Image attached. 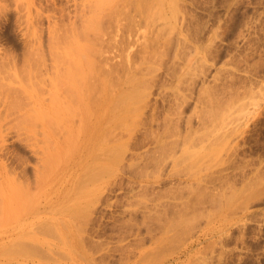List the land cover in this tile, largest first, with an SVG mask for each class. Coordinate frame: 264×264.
<instances>
[{
    "label": "rangeland",
    "instance_id": "1",
    "mask_svg": "<svg viewBox=\"0 0 264 264\" xmlns=\"http://www.w3.org/2000/svg\"><path fill=\"white\" fill-rule=\"evenodd\" d=\"M95 1L96 0H0V6H2L0 7L2 8L0 9V68L3 70V73L0 72V75H5L3 80H1L0 82V95L2 97L6 96V94L2 95L5 92L3 91L2 93V90L9 87L7 82H10L9 84L14 86H10V88H13L11 91H13L14 89H16L14 92L18 91L16 93L13 92V94H16L17 99H19L20 102L17 106L20 108V112H22L21 119L18 117L19 124L16 121V114H12L8 117V119L11 117V119L13 120L12 121L11 119H9V123L13 125V128H11L9 132L4 131L7 134L2 132V136L0 135L3 138L1 139L0 137V143H2V147H4L3 150H0V159L4 162L5 166L8 169L9 174L6 176L10 180L5 183L3 189V191H5L10 198H0V264H264V0H174V3L176 4L173 3V0L172 3L169 2L171 0H162L164 2L165 9H161L160 11L158 10V13L162 12L164 16L166 14L165 18L168 21H166L165 18L162 19V17L160 18V20L162 19L164 21L161 20L163 23L161 24L157 19V22L160 23L157 24L159 30L157 29V26V32L155 30L157 36H155V32L150 33L152 31L148 32L149 34L145 31L146 34H144L143 32H139V34H136V36L130 35L128 37H125L123 36L124 34H122L121 32L119 34L118 32V34L114 35L113 38H109L110 43L108 42V40V43H105L106 36L103 37V41L105 40L103 42L104 45L101 41V43L97 42L95 37L92 36L94 38L93 39L90 34V37H85L84 34L83 37L80 30L82 29V27H80L82 26L80 25V22L82 24L83 21H81V19L82 17H84V15L81 17V14H83L84 11V13H87V15L93 16L94 11L92 9H96L97 13L101 10L100 14L103 15L108 12L107 10H110L111 7L115 8V6L113 5H115L117 1L105 0L104 2V0H101L100 2L103 1L102 4H104L105 6L101 4L103 8H100L99 10L96 8V6H94V4H96ZM118 1L120 2L122 0ZM125 1L126 0H123L124 3H126ZM131 1L132 0L127 1L130 5H126L125 8L127 6L131 7L134 5V1L132 2V5ZM149 1L150 4L154 2L151 0ZM83 4L84 8L82 7ZM107 4L109 5L110 9H108L109 7L107 6ZM121 4L122 3L120 2V4L118 5ZM169 4H171V6ZM101 5L99 7H101ZM128 7L127 11L129 10ZM168 8L170 9L168 10ZM3 9L6 11H4ZM177 9L179 10L177 11ZM17 10L20 11V17L16 15L19 13V11ZM130 10H132V7L130 8ZM175 11L177 12V14H175ZM169 13H171L173 17ZM167 16H170L171 19H168ZM191 16H193L195 19H193V17ZM175 17H177L179 21ZM183 18L184 21L186 20L185 22L182 20ZM187 18L189 19V21H191L189 22ZM104 20H106V17L104 18ZM104 20L102 21V23H104ZM169 21L171 22V24ZM187 21L192 24H189ZM106 22V24H103L104 28L109 23L108 20ZM179 24L181 26H178ZM202 24H205V26H203ZM189 25L194 26L193 28L191 27V29H189ZM168 26V31H173V33L171 32L173 36L175 34H178L175 35V37L177 36L176 38L166 30ZM172 26L174 28H172ZM108 27L107 29L110 28ZM183 28L184 31L187 29L188 32L189 30L188 36L191 37V39L186 35L187 32H183ZM162 29H165V31L170 36H168L165 31L163 33ZM140 33L143 35V37L144 35H149L148 37L151 38L149 39L146 36L145 38L148 39L146 40ZM120 35L124 39H122ZM192 36L195 39H193ZM170 37H172V39L174 38V40H168ZM180 37H182L183 41L186 43V46L189 45L188 47H194L193 52V49H187L188 47H186V50H190L188 51V56L192 53L190 55L192 59L194 58V55L196 56L193 62H196L197 64L194 63L193 65L198 68L197 71V68L195 69V67L193 66L194 68H191L190 72L187 73L189 76L187 74H184V78L185 80H187L188 84H190V88L188 87L187 82L186 85L182 84V88L184 89L183 91L186 92L182 93L184 96L182 95L180 99L185 97V99L187 98V100H185L184 98L181 100L177 99V101H175V104L172 101H163L164 103H162V99L157 95L158 87L156 85H160L164 81H171V78L169 79L167 77L169 75L166 76V74H164L166 73L164 69H166V67L169 65L165 64L160 70H157V77H159L158 80L156 77V87H154L155 89L153 88V91H155L154 95L150 97V99H152L151 103L153 104V102H155L154 105H158L156 108H154L158 111L152 110L151 113V109L147 110L148 114L149 112L151 114L147 115L149 118H146L150 119L153 116L152 114L156 113L154 114V116H158V118L156 119L159 123H155L156 125L153 124L152 129L156 132H159L163 128L162 126L164 120L162 119L166 110H168L169 108L170 111H173L175 107V110L177 111L183 110L182 112H180V114L176 112V115L179 114L180 116L178 115V117L182 118L179 121V124H181V127H179L180 130L182 128L185 129L184 127H186L188 130H191V135L193 136L195 132L200 133L199 129L201 131L200 135H202V131H204L205 128L204 133L206 132L208 134H204L206 137L202 135V137L204 136L202 142L200 140L201 137L199 134H195L193 137H190L192 141L196 139L194 143L197 144L195 148H191L192 154L194 155L193 157V155L191 154V159L196 160L200 156V163L205 162L206 164L209 159L215 158L213 161H209L208 163L210 164L211 162H213L215 163V166L213 164V166L210 164L211 166L208 170L205 169L206 167H201V169H205L201 170V173L199 172L200 168H198V172L202 175H205L210 170H216V174L213 173V177H216V179H212L216 183L211 181L208 177H204L208 182H206L205 179L203 183L200 182L199 185H188V183H186L188 186L192 185L194 187L192 188L191 186L190 189L187 188L188 186L185 184V182L177 183L176 180L169 179V181L168 178L164 179L163 177L154 179V174H156V176L161 174V168L155 169L154 167H150L149 169L146 168L148 169L147 171H149V173L153 176L151 180H137L135 176L139 175V171L140 173L143 171H141L140 169H143V166H145L144 157L146 158V156L148 157L152 154L151 152V154H149V150L151 147L148 144V140L146 138L142 139L143 137H145V132L143 131V129H141L142 131H140L144 134V136L139 131L140 133H137L138 135L136 134L137 138L135 135L134 138H132L133 140H130L131 142L128 141L127 147H129L130 149L127 148L124 154L125 159L123 158L120 161L121 163L123 162L122 164L120 163V165H112V162H110L109 165L106 162L107 166H105V168L107 170L108 168L114 169L117 165V171L119 170L118 175L113 177L114 179L112 178L110 182L102 189V195L100 194L99 196V204L97 202H95L96 204L94 203L95 205H92L91 202L88 204L87 198L89 197H83H86L85 194L87 192L85 193V191L95 186V182L93 183V178L89 177L92 182L89 179L87 185H85L87 181L86 177L90 175H85V177L82 178L84 175H81L79 173V169L83 166L82 164L85 165V163H87L88 161L89 163H92L94 159L90 157H84L80 149H73L77 153L71 150V148L73 147H69L67 149V145L63 148V151L59 153H62V155H55V143L58 145L62 142L63 138L65 137V127L69 124V122L63 120V122H60L61 125H59V122L57 121L58 125L56 126L55 124H53L55 121L52 123L53 118L50 115V108L53 106V103L51 101L56 98L54 95H52V86L50 81H52L53 77L51 78V76L59 74L58 72L63 71L65 66L67 65V59L64 57V60L66 59V62L62 60L64 54L63 51H65V49H67L68 47H70L68 50H73V53L76 51H74L76 46H80L81 49L83 47L87 48L88 42L86 43V40H90L92 43L89 41L90 44L88 45L95 43L92 46H95V48L97 47L96 49H99V47L104 48L101 49L102 52L105 50L102 55L104 57L106 56V58H109L106 60H109L110 64H114V62L117 60L118 62L116 61V63L120 65L121 62L123 63V58H126L124 60L126 63L129 54V60L136 59V52L140 50L137 47H140L143 44L142 46L144 48V43L150 45V40L153 39V43L156 45V47L159 41V46L157 47L158 50L161 47L162 48L160 50L162 51L164 48H166L164 52H166L168 59H165L166 61H169L165 62L168 63L171 59V56H169V54H174L177 46L179 47V45H181L180 43L183 42L182 40L181 42L180 40H178L181 39ZM110 39L114 41H110ZM128 39L131 44L129 43ZM154 39H158L157 42ZM201 39L203 40V46H201ZM195 40L197 43L195 42ZM178 41L179 45L177 43ZM58 42L61 43L59 44ZM167 42L170 43L171 46ZM53 43L54 47H52ZM98 43L100 44V46ZM174 43H177V45H175ZM205 43L207 45L209 44L210 47L209 45L208 47L207 45H204ZM105 44H108V46L105 47ZM109 44H111L112 47L109 46ZM116 45L118 46L119 50ZM125 45L126 48L127 46H129L127 50H125ZM149 45L146 46L148 47ZM142 46L141 51L143 49ZM174 46H176L175 49ZM55 47H58L57 50ZM80 47L77 51H80ZM107 47H109V50L107 49ZM150 47H152V45H150ZM171 48L173 49V51L171 50ZM195 48L197 50H195ZM202 48H204L205 51ZM106 50L108 51L107 54L105 53ZM53 51L55 57L52 55ZM121 52L126 53L122 54ZM128 52L129 54H127ZM76 53L77 52L73 54L74 57L80 55L79 58H77H83L82 56L84 55V51L81 52V54H78V52L77 55H75ZM115 53L118 54V56H116ZM133 53H135L136 55L135 58H133ZM71 54L72 52L70 53V55ZM197 57L201 59H198V61ZM58 58L60 59L59 62ZM58 63H63L66 65H57ZM125 63L123 65H125ZM199 63H202L201 65L204 66L201 67ZM26 64L30 67H28ZM24 65H26L27 67ZM123 65H121L120 67L118 66L119 69H117L118 67L116 68L114 64V70L117 69L116 71H119ZM6 67L7 70L5 69ZM86 67L87 66H84V68ZM26 68L28 72L26 71ZM202 68L205 69H203L202 71ZM4 69L9 73H7ZM194 70H196L200 75L196 71L195 72L197 74L192 72ZM121 71L122 70H120V73ZM10 73L11 75L13 74L12 76H14V78L10 75ZM9 75L12 78L9 77ZM6 77L8 79H5ZM0 79H2V77H0ZM12 79L13 81L14 79H17L19 81L16 80L17 83H15V81L13 83ZM188 79L192 81H189ZM6 80L8 81L6 82ZM22 81L24 82L23 84H21ZM3 84L8 86H6L5 88L4 85L3 89V87L1 86ZM31 84H33L36 88H32L33 86ZM200 85L201 87L203 86V89H201V91H198V89L201 88L199 87ZM19 86L21 87V89L19 88ZM23 86L26 87L24 88ZM29 87H31L30 90L32 89L31 91L33 92V95L30 97L28 96L24 99L25 95L22 94L23 89L29 90ZM210 87L212 90L210 89ZM192 88L193 90H191ZM204 89L207 90L205 91ZM19 90H22V93L19 92ZM196 92H203L201 93L202 97L199 95V93L196 94ZM206 92H208L207 95L209 94L210 98L205 95ZM216 92L217 95H215ZM186 93L190 94L191 97L187 96ZM195 94L197 95V98ZM212 94L215 96H213ZM229 94H231L232 99L231 96L228 99ZM232 94L237 95L233 96ZM10 96L11 95H9V99L11 98ZM221 96L223 97V99ZM56 99L57 101L59 100L58 98ZM196 99L198 102L195 101ZM206 99L207 101H205ZM208 99H210L212 102H209ZM178 100L180 101V103ZM202 100L203 102H201ZM233 100L234 104L233 102H231ZM204 101L206 103L202 104L204 103ZM216 101L219 105H221L220 109L219 105L215 103V106L218 105L217 107H219V111L218 108L213 106L214 102ZM183 102L184 104H182ZM240 102H242V104L244 103L243 106ZM176 103L179 105L180 109ZM211 103L213 104L212 107L215 108L214 110L211 107ZM221 103H226L227 105L225 104V106ZM231 103L233 105H231ZM33 104H37L40 107L39 108L35 106V108H37L36 111L39 112V115L33 110ZM192 104L194 105V109ZM161 105H163V107ZM171 105L173 108L171 107ZM202 105H206V107L204 106L203 109L204 112L202 111ZM164 106L169 107L165 108ZM207 106L208 109L205 110ZM222 106L224 107L223 109ZM226 107L228 109H226ZM233 107L236 109H234ZM15 108L16 107H13V109ZM3 109L4 108L0 106V114ZM198 109H201L200 112ZM222 110L223 112H225L223 113ZM205 111H208L209 113L207 114V112ZM216 111L218 112V114ZM26 112L31 113L32 116L36 115V118L38 116L39 119H35V117H32L31 120L33 121H27L28 117L27 119L24 118V114ZM167 112H169V110ZM212 112L214 113V115ZM198 113L202 115H198ZM227 113L228 115L230 113L231 114L229 116H226ZM203 114L206 119L204 118ZM218 115L221 120H219ZM13 116L16 118V120ZM199 116L201 118H199ZM22 117L25 119L24 121H22ZM186 117L188 119L190 118L189 121ZM214 117L216 118V120L214 119ZM30 118L31 117H29V119ZM217 120L219 122H217ZM222 120L224 122H222ZM70 121L73 126L77 125L78 123L77 117L75 118V120ZM201 121L202 123H200ZM185 122L186 124L187 122L190 123L188 125H185ZM20 124H22V126ZM16 125L18 127H16ZM205 125L207 126V128H211L212 130L210 129V131L209 129H207ZM212 125H216V128H214ZM189 126L191 127V129ZM211 126L214 128V131ZM200 127H204L203 130ZM192 129H194L195 132ZM206 130H208L209 132H207ZM221 131H223V135H221ZM216 135L219 137L215 138ZM140 137L142 141L145 139L146 140L142 142L140 140ZM192 138L195 139L193 140ZM138 139L141 142L138 141ZM199 140L200 142H197ZM134 141L137 143H135ZM217 141H219V143ZM208 142L209 144H207V147L206 143ZM138 143L139 145H136L135 147V144ZM140 144L143 145L141 146ZM222 144L224 147L221 146ZM227 145L229 146V148ZM211 146L212 148H210ZM202 147L204 148L202 149ZM225 147L228 150L231 149L229 154V151L225 149ZM60 149L62 150V148ZM210 149L213 150L209 152ZM221 149H223V151ZM144 150H146L145 152L148 151V153H145ZM196 150L199 152H197ZM215 150L217 152H215ZM69 151H72L73 153ZM193 151H196L197 154H195V152ZM203 151H206L207 153H204ZM70 153L74 154L72 155L73 158H70ZM139 153H143L142 156ZM215 153H217V155H215ZM218 153L220 154L218 155ZM46 154L50 155L49 158L56 157L55 159L53 158L55 160L54 162L56 166H54V162L52 163V167L46 164ZM144 154H146V156ZM204 155L206 157H204ZM227 155L230 156L228 157ZM209 156L211 157L207 159V157ZM138 157L139 159H141L139 160ZM195 157L196 159H194ZM60 158L62 159L63 163L61 162ZM222 158L224 160L226 159L225 162H223ZM217 159L221 160L218 161ZM215 161H218V164ZM221 162L223 164H221ZM72 163H78L79 165H76L77 169L76 167L72 166L73 168L71 171H69L71 173L68 179H66V177L64 179L63 177L67 176L65 168H70L68 164L73 165ZM137 164H139L141 167L137 166ZM202 164L203 166L205 165L204 163ZM118 166L120 167V169ZM182 166H180L181 169L184 167ZM52 169L55 170L53 171ZM63 170L64 173L62 177L61 174ZM13 172L15 173L13 174ZM142 173L144 174L145 171ZM218 174H220L219 179H222L221 181H219L218 179ZM81 181L82 183H80ZM176 183L178 185H176ZM89 184L90 188L88 187ZM219 185L221 186L219 187ZM174 186L178 187L175 188ZM182 186V190L184 191H180H182V193L184 192L183 194L179 191V187L182 188ZM209 186H211L212 188L209 189ZM19 188L21 193L19 192L18 194L23 195V197L21 195H19L21 196L19 197L16 194V198H14L13 193L16 192ZM195 188L197 189L195 190ZM200 188H203V190L201 189V191ZM193 189L194 191H192ZM229 189H231L232 191ZM45 191L49 194L46 195ZM178 191L183 196H181ZM205 191L208 192L206 193ZM220 191H222V195L220 194ZM51 192H55L56 195ZM76 192H78L79 194ZM173 192L174 194L172 196ZM190 192L192 194L195 192L196 194L194 193L193 196L191 195L192 197H190ZM209 192L210 195L212 192V195L216 193V196L213 195L211 198V196L208 194ZM75 193L77 197L74 196ZM158 193H160L159 195L162 198H158ZM144 194L145 196H143ZM218 194H220L221 197ZM174 195L177 196L174 197ZM95 196L96 195H90L91 198H95ZM194 196L197 197L195 198ZM199 196H202L203 199H200ZM217 196L219 197L217 199L220 201L216 203L217 199L215 198ZM69 198L73 201H71ZM192 199L200 200L192 201ZM76 200L78 201L76 202ZM213 200L216 201L214 202ZM202 202L204 203V205H206V210ZM90 204L91 206H89ZM196 204H199V207ZM210 204H212V206ZM214 205L215 207H213ZM78 207L80 209H78ZM170 209L173 212H176L173 213ZM178 209V214L180 216L176 214ZM198 211L201 214H205L207 211V214L201 215ZM192 212L194 213V215L192 214ZM80 213L81 215L83 214V216H81ZM170 213L176 214L175 216L178 217H175ZM167 214L171 217V219ZM199 214L202 216V219H199ZM208 214L210 215L208 216ZM77 215H80V218ZM153 215H156V217ZM162 215H164V218H162ZM195 215L196 217L199 216L198 222L197 218L195 219L196 222L192 219ZM188 217H192L191 220ZM141 218L144 221H142ZM165 218L168 220H163ZM179 218L181 219L179 220L180 222L178 224L176 222H178ZM70 219L73 221H71ZM74 220H76L77 222H75ZM172 220L177 221H175L174 224ZM181 220L187 225L185 226ZM62 221L64 223H62L61 225ZM148 221H150V223ZM155 221L158 222V225H155ZM168 221L172 222L173 226H176H174V229H170L171 231L169 230L166 232L162 225H164L166 222L169 223ZM133 222L137 224H134ZM163 222L164 224H162ZM190 222L193 224H191ZM45 223H47V225L43 226V224ZM76 223L79 224V227ZM84 223L86 228L84 227ZM188 223L190 224L188 225ZM49 224H52L54 228H47ZM40 225H42L41 227L43 228H41ZM181 225H184L185 227H182ZM190 225H192V227ZM179 226L183 231L181 233V228ZM185 228L186 232L189 231L186 235L184 232ZM153 231L155 232L153 233ZM182 235L185 236L183 237ZM154 237L156 239H153Z\"/></svg>",
    "mask_w": 264,
    "mask_h": 264
},
{
    "label": "bare ground",
    "instance_id": "2",
    "mask_svg": "<svg viewBox=\"0 0 264 264\" xmlns=\"http://www.w3.org/2000/svg\"><path fill=\"white\" fill-rule=\"evenodd\" d=\"M101 0H96L95 1V3L96 4H94V6H96V8L99 10L100 8H103V6H105L104 4H102L103 3V1L102 2H100ZM107 1V0H106ZM111 1V0H110ZM110 1H109V3H110ZM117 1V3H115V5H113V6H115V8L114 7H111V9H110V7H109V5L107 4V6L109 7L108 9H110V10H107L108 12H106L105 14H103V15H101L100 14V12H101V10L97 13V11H96V9H92L93 11H94V14H93V16H90V15H87V13H84V11H83V14H81V17L84 15V17H82V19H81V21H83L82 22V24H81V22H80V25H82V26H80V27H82V29H80L81 30V34L83 35H85V37H90L89 36V34L91 35V37L93 36V37H95V39H96V41L97 42H104L105 40H106V42L105 43H108L109 42V38H113V36L114 35H116V34H118V32H119V34H120V32L122 33V34H124L123 36H125V37H128V36H136V34H139V32H143L144 34H146L145 33V31L148 33V32H150V31H152V32H150V33H154L155 32V30H156V32H157V29H158V23L160 22L161 24H163L162 23V21H164V20H162V19H164L165 18V16H166V14H165V16H164V14H162V12H159L158 13V10L160 11L161 9H165L164 7H165V5H164V2L162 1V0H151V1H154V2H152L151 4H150V1L149 0H132L131 1V5H132V2L134 1V5L133 6H131L132 7V10H130V8L131 7H128L130 4L127 2V1H130V0H126L125 2L126 3H124L123 2V0L122 1H120L122 4L121 5H118V4H120V2L118 1V0H116ZM145 1H147V2H145ZM98 2H99V4H98ZM104 2H105V0H104ZM113 2V1H112ZM111 2V3H112ZM167 2V1H166ZM169 2H171L172 3V0L171 1H169ZM193 2V1H192ZM128 3V4H127ZM148 3H149V5H148ZM173 3H174V0H173ZM103 6H102V5ZM174 4H176V3H174ZM101 5V7H99ZM118 5V6H117ZM126 5H128L127 7L129 8V10L127 11V7L125 8V6ZM156 5V6H155ZM170 6H171V4H169ZM173 5V4H172ZM98 6V7H97ZM167 6H168V4H167ZM0 7H2V6H0ZM82 7L84 8V4L82 5ZM174 7V6H173ZM171 8V7H170ZM170 8H168V10L170 9ZM178 8V7H177ZM180 8V7H179ZM0 9H2V8H0ZM175 9V8H174ZM184 9V8H183ZM4 10V9H3ZM179 9H177V11H178ZM1 11V10H0ZM4 11H6V10H4ZM17 11H19V10H17ZM16 11V12H17ZM156 12H157V14H156ZM171 12V11H170ZM173 12V11H172ZM192 12V11H191ZM195 12V11H194ZM18 13V12H17ZM152 13H154V14H152ZM185 13V12H184ZM209 13V12H208ZM19 14H20V11H19V13L18 14H16L17 16H19ZM169 14H171V13H169ZM168 14V15H169ZM175 14H177V12L175 11ZM191 14V13H190ZM195 14V13H194ZM187 15H189V14H187ZM192 15V14H191ZM102 16H103V19H102ZM171 16H172V14H171ZM195 16V15H194ZM199 16V15H198ZM20 17V16H19ZM18 17V18H19ZM106 17V20H104V18ZM163 17V18H162ZM168 17V16H167ZM173 17V16H172ZM191 17H193V16H191ZM201 17V16H200ZM200 17H198V18H200ZM160 18H162L161 20H160ZM178 21H179V19L177 18V17H175ZM190 18V17H189ZM202 18V17H201ZM102 19V20H101ZM157 19H158V21L159 22H157ZM168 19H171L170 18V16L168 17ZM172 19H174V18H172ZM175 19V20H176ZM188 19V18H187ZM192 19V18H191ZM193 19H195L194 17H193ZM104 20V23L106 24L107 22V20L109 21V29H107V27L105 26V28L103 27V24L104 23H102V21ZM165 20H166V18H165ZM183 21H184V18L182 19ZM198 20V19H197ZM196 20V21H197ZM201 20V19H200ZM203 20V19H202ZM166 21H168V20H166ZM181 21V20H180ZM186 21V20H185ZM184 21V22H185ZM188 21H189V19H188ZM187 21V22H188ZM191 21V20H190ZM189 21V22H190ZM170 22V21H169ZM176 22V21H175ZM174 22V23H175ZM188 22V23H189ZM193 22V21H192ZM85 25H84V24ZM156 23V24H155ZM159 23V24H160ZM178 23V22H177ZM176 23V24H177ZM198 23V22H197ZM205 23V22H204ZM170 24H171V22H170ZM189 24H192V23H189ZM199 24V23H198ZM200 24H201V22H200ZM83 25H84V27H83ZM155 25V26H154ZM173 25V24H172ZM195 25H196V23H195ZM203 25V24H202ZM156 26H157V29H156ZM161 26V25H160ZM164 26V25H163ZM178 26H181L180 24L178 25ZM183 26V25H182ZM188 26V25H187ZM193 26L194 25H189V29H191V27L193 28ZM203 26H205V24L203 25ZM202 26V27H203ZM199 27V26H198ZM112 28V29H111ZM163 28V27H162ZM167 28V27H166ZM165 28V29H166ZM172 28H174L173 26H172ZM188 28V27H187ZM196 28V27H195ZM205 28V27H204ZM111 29V30H110ZM165 29H162V31H163V33H164V31H165ZM168 29H169V26H168V28L166 29L167 31H168ZM171 29V28H170ZM201 29H203V28H201ZM107 30H109V31H107ZM154 30V31H153ZM159 30V29H158ZM173 30H175V29H173ZM182 30V29H181ZM197 30V29H196ZM196 30H195V32H196ZM161 31V30H160ZM162 31H161V33H162ZM193 31V30H192ZM191 31V32H192ZM203 31H205V30H203ZM156 32H155V36H157L156 35ZM166 32V31H165ZM168 32H170V31H168ZM172 33H173V31H171ZM170 32V33H171ZM183 32H187V29L184 31V28H183ZM194 32V33H195ZM200 32V31H199ZM140 33V34H141ZM162 33V34H163ZM167 33V32H166ZM171 33V35L173 36V34ZM178 33V32H177ZM182 33V32H181ZM188 33H189V30H188V32H187V36H188ZM121 34V35H122ZM149 34V33H148ZM158 34V33H157ZM84 35H83V37H84ZM120 35V36H121ZM142 35V34H141ZM159 35V34H158ZM167 35H168V33H167ZM175 35H178V34H175ZM175 35L173 36V37H175ZM183 35V34H182ZM199 35V34H198ZM200 35H201V33H200ZM107 38H106V37ZM139 36V35H138ZM147 36V38H151V37H148L149 35H146ZM145 35H144V37H143V35H142V37L143 38H145L146 37ZM168 36H170V35H168ZM196 36V35H195ZM92 37V38H93ZM103 37H105V40L103 41ZM177 37V36H176ZM175 37V38H176ZM189 37V36H188ZM121 38H122V36H121ZM154 38V37H153ZM181 39H178V40H180V42H181V40L183 41V39H182V37H180ZM190 39H191V37H189ZM192 38H193V36H192ZM94 39V38H93ZM100 39V40H99ZM122 39H124V38H122ZM134 39V38H133ZM146 39V38H145ZM172 39V37H170L168 40H171ZM193 39H195V38H193ZM92 40V39H91ZM99 40V41H98ZM107 40H108V42H107ZM146 40H148V39H146ZM155 40V39H154ZM158 40V39H157ZM157 40H155L156 42H157ZM174 40V38L172 39V41ZM200 40V39H199ZM202 40V39H201ZM90 41V40H89ZM89 41L88 40H86V43L88 42V44H90L89 43ZM110 41H114V40H111L110 39ZM123 41V40H122ZM126 41V40H125ZM128 41H129V39H128ZM145 41V40H144ZM144 41H142V42H144ZM151 41V43H150V45H152V47H156V45L153 43V39L152 40H150ZM154 41V42H155ZM167 41V40H166ZM186 41V40H185ZM205 41V40H204ZM57 42V41H56ZM84 42H85V38H84ZM91 42V41H90ZM95 42V41H94ZM100 42V43H101ZM174 42H176V41H174ZM195 42H196V40H195ZM203 42V40L201 41V43ZM59 43V42H58ZM58 43H56V44H58ZM61 43V42H60ZM59 43V44H60ZM92 43V42H91ZM110 43V42H109ZM112 43V42H111ZM129 43H130V41H129ZM162 43V42H161ZM168 43V42H167ZM178 43V45H179V41L177 42ZM177 43L175 44V45H177ZM182 43H184V44H182ZM182 43H180L181 45H179V47L177 46V48H176V46H174V49H175V53L174 54H169V56H171V59H170V62H168V63H166L167 61H169V60H167L166 61V59L165 58H167L168 59V56H167V54H166V52H164V50L166 49V48H164L163 49V51L162 50H158V46H159V41H158V45H157V47L155 48H152V47H150V45L149 44H147V43H144V48H143V44L141 45L142 46V51H141V46L140 47H137V48H139L140 50L139 51H137L136 52V55H137V58L136 59H130V60H132V61H130L128 58H129V56H130V54H129V52L127 53V54H129L128 55V58H127V60H126V63H125V59L123 58V63L121 62V64L120 65H118L117 63H116V61L114 62V64H115V66L116 65H118L119 67L121 66V65H123L124 63H125V65H123L122 67H121V69L120 70H122L121 71V73H120V70L119 71H116L117 69H119V67L118 66H116V70H114V64H110L109 63V60H106V59H109V58H106V56L104 57L102 54H103V52L105 51H103L102 52V50L101 49H104V48H100L99 47V49H96L95 48V46L93 47L92 45L93 44H95V43H93V44H91V45H88L87 44V48H82L81 49V47H80V51H77V50H79V47L78 46H76L75 47V49H74V51L75 52H79L78 54H81V52H83L84 51V55L82 56L83 58L82 59H78L79 58V56H76V57H74V53H73V50L71 51V49H70V51L72 52V56L70 55V51L68 50L70 47H68L67 49H65V51H63V61H65L66 59H67V65L66 64H63V63H61L62 65H66L65 66V68H64V70L63 71H59L58 73L59 74H56V75H52L51 76V78H52V81H50L51 82V88H52V95H54L56 98H58L59 100L57 101V99L56 98H54L51 102L53 103V106L50 108V115H51V117L53 118V120H52V123L53 124H55L56 126L58 125V123H57V121L59 122V125H61V123L60 122H63V120H65V121H67V122H69V124L65 127V130H64V133H65V137L63 138V140H62V142L60 143V144H56L55 143V155H62V153L61 154H59L60 152H62L63 151V148L64 147H66V145L68 146L67 147V149L69 148V147H73V148H71V150H73L74 148H76V149H80V151L82 152V155L84 156V157H90V158H93L94 159V161H92V163L90 164L89 163V161L87 162V163H85V165L84 164H82L83 166L79 169V173L81 174V175H84L82 178H84L85 177V175L87 176V175H90V176H88V177H86L87 178V181H86V184L85 185H87V182H88V180L90 179V178H93V183L95 182V186L92 188H90L89 186H90V184L88 185V187L90 188L89 190H87V189H85V190H87V191H85V195H86V197H83V198H87V196L89 197V198H87L88 199V201H87V199H86V201H87V203L89 204L90 202L92 203V205L95 203V202H97L98 203V201L100 200V194L102 195V189L110 182V180L113 178V177H115L116 175H118V172H119V170L117 171V165H120V161L124 158V154H125V152H126V150H127V148H129V147H127V143H128V141H130L132 138H134V136L137 134V133H140L142 130L141 129H143V131L145 132V137H143L144 136V134L141 132V134L143 135H141L143 138L142 139H144V138H146L147 140H148V144L150 145V150H149V154H151L150 156H146V154H144L145 156H146V158L144 157V159H145V163H144V165L145 166H143L144 168L143 169H140L142 172H144L145 171V173L143 174L142 172L140 173V171H139V175H136L135 177L137 178V180H139V181H148V180H151L152 178H153V176H152V174H150L149 173V171H147L150 167H154L155 169H160L161 168V174L160 175H157L156 176V174H154L155 175V177H154V179H156V178H158V177H163L164 179H167L168 178V180L170 179V180H176V182L178 183H180V182H185V184L186 183H188V185L189 184H200V182H202L203 183V181L208 177L211 181H213L212 179H216V177H213L214 176V174L213 173H215V171L216 170H210L209 172H207L205 175H202V174H200L201 173V170H208V169H210V166L213 164H215V163H213V162H211L210 164H208L209 163V161H213L215 158H213V159H209V161L205 164V162H202V163H204L205 165L203 166V164L202 163H200V159H199V157H198V159H196V157L194 158V159H196V160H193V159H191V156L193 155L192 154V149H193V147L195 148V146L197 145L196 143H194V141L196 140L195 138V140L194 141H192L191 139H190V137H193L195 134H199L200 135V133H201V131H200V129H199V132L200 133H196L195 132V130L194 129H192V130H194V132H195V134L192 136L191 135V130H188L186 127H184L185 129H181L180 130V128L179 127H181V124H179L180 122V119H182L181 117H178V115L180 114V112H182V111H180V110H175L176 108L174 107V110L172 111H170V109L168 108V107H165V108H168V110H169V112H167L168 110H166V112H165V114L163 115V119L162 120H164L163 121V128L159 131V132H156V131H154L153 129H152V125L153 124H155V123H159L158 121H157V119L156 118H158V116L156 117V116H154V114H156V113H154V114H152L151 116V118L150 119H147L146 117H148L147 115H149V114H151L152 113V110H157V109H154V108H156L158 105H154V103L155 102H153V104L151 103L152 101V99H150V97L152 96V95H154V92L155 91H153L155 88L154 87H158V89H157V95L162 99V103H164L163 101H166V102H169V101H172V102H174V104H175V101H177V99H179V100H181V99H185V97H183V98H181L180 99V97L183 95L182 93L183 92H186V91H183L184 89L182 88V84L184 85H186V82H187V80H185V78H184V74H187V73H189L190 72V70H191V68L193 69L195 66L193 65L194 63H196V62H193L194 61V59H195V55L193 56L194 58L192 59V57L189 55L188 56V51H190V50H186V47H188V46H186V43L183 41ZM197 43V42H196ZM201 43H200V45H201ZM99 44V43H98ZM98 44H97V46H98ZM114 44V43H113ZM115 44H116V41H115ZM123 44V43H122ZM127 44V43H126ZM131 44V43H130ZM149 45L148 47L146 46V45ZM164 44V43H163ZM170 46H171V44L170 43H168ZM167 44V45H168ZM187 44H188V42H187ZM198 44H199V41H198ZM62 45V44H61ZM103 45H104V43H103ZM165 45V44H164ZM164 45H161V46H164ZM168 45V46H169ZM191 45V44H190ZM204 45H207L206 43L204 44ZM209 45V44H208ZM208 45H207V47H208ZM99 46H100V44H99ZM106 46H108V44H105V47ZM109 46H111V44H109ZM122 46V45H121ZM201 46H203V43H202V45ZM52 47H54V43H53V46ZM59 47V46H58ZM58 47H55L56 48V50H57V48ZM92 47V48H91ZM101 47H103V46H101ZM112 47V46H111ZM116 47L118 48V46L116 45ZM120 47V46H119ZM123 47V46H122ZM129 46H127V48H128ZM192 47V46H191ZM191 47H188L187 49H189V48H191ZM195 47H196V45H195ZM199 47V46H198ZM206 47V46H205ZM209 47H210V45H209ZM73 48V47H72ZM116 48V49H117ZM127 48H126V45H125V50H127ZM194 48V47H193ZM193 48H191V49H193ZM200 48V47H199ZM54 49V48H53ZM52 49V50H53ZM107 49L109 50V47H107ZM124 49V48H123ZM136 49V48H135ZM202 49H204V48H202ZM212 49V48H211ZM82 50V51H81ZM112 50H113V48H112ZM111 50V51H112ZM118 50H119V48H118ZM168 50H169V48H168ZM171 50L173 51V49L171 48ZM195 50H197L196 48H195ZM121 51V50H120ZM120 51H119V53H120ZM194 51V49L192 50V52ZM203 51V50H202ZM204 51H205V49H204ZM207 51V50H206ZM107 50H106V54H107ZM133 52V51H132ZM138 52H140V53H138ZM142 52V53H141ZM168 52V51H167ZM171 52V51H170ZM201 52V51H200ZM53 54V56L55 57V55H54V51L52 52ZM77 53L75 54V55H77ZM118 53V52H117ZM122 53V52H121ZM124 53V52H123ZM122 53V54H123ZM126 53V52H125ZM124 53V54H125ZM130 53H131V51H130ZM211 53V52H210ZM209 53V54H210ZM212 53H213V51H212ZM211 53V54H212ZM114 54V53H113ZM116 54V53H115ZM134 55V57L133 58H135V53H133ZM140 54V55H139ZM196 54V53H195ZM51 55V56H52ZM86 55V56H85ZM120 55V54H119ZM139 55V56H138ZM174 55V56H173ZM199 55V54H198ZM205 55H206V53H205ZM103 56V57H102ZM116 56H118V54H116ZM121 56V55H120ZM64 57L66 58L65 60H64ZM78 57V58H77ZM115 57V56H114ZM113 57V58H114ZM122 57H124V56H122ZM173 57V58H172ZM199 57V56H198ZM197 57V60L199 59ZM212 57V56H211ZM210 57V58H211ZM60 58V57H59ZM58 58V59H59ZM121 58V57H120ZM203 58V57H202ZM208 58V57H207ZM51 59H52V57H51ZM57 59V60H58ZM61 59V58H60ZM60 59L58 60V62L60 61ZM76 59V60H75ZM201 59V58H200ZM199 59V60H200ZM204 59V58H203ZM56 60V59H55ZM54 60V61H55ZM62 60H61V62H62ZM77 61V62H75V61ZM121 60V59H120ZM198 60V61H199ZM53 61V60H52ZM166 61V62H165ZM66 62V61H65ZM118 62V61H117ZM203 62V61H202ZM205 62V61H204ZM56 63V62H55ZM113 63V62H112ZM60 63H58L57 65H59ZM60 64V65H61ZM168 65L167 67H166V69H164V71L166 72V73H164V74H166V76L167 75H169V76H167L169 79L171 78V81H169V82H161L162 84H158V83H160V82H158L157 84L158 85H156V77H157V70H160L161 68H162V66L163 65ZM197 64V63H196ZM195 64V65H196ZM200 64V63H199ZM202 64V63H201ZM200 64V65H201ZM27 65V64H26ZM26 65H24V66H26ZM199 65V66H200ZM205 65H206V63H205ZM7 66H9V65H7ZM28 66V65H27ZM26 66V67H27ZM55 66V65H54ZM84 66H87L86 68H84ZM194 66V67H193ZM204 65H201V67H203ZM1 67V66H0ZM3 67V66H2ZM28 67H30V66H28ZM64 67V66H63ZM197 67H195V69H196ZM1 69V68H0ZM6 70H7V67L5 68ZM4 69V70H5ZM11 69V68H10ZM203 69H205V68H202V71H203ZM5 70V71H6ZM163 70V69H162ZM26 71H27V68H26ZM163 71V72H164ZM196 70H194V71H192V72H194L195 74H197L198 72V68H197V73L195 72ZM201 71V72H202ZM0 72L1 73H3V70L1 69L0 70ZM7 72V71H6ZM21 72V71H20ZM28 72V71H27ZM26 72V73H27ZM31 72V71H30ZM33 72V71H32ZM191 72V73H192ZM200 72V73H201ZM7 73H9V72H7ZM14 73H16V72H14ZM4 74H6V73H4ZM3 74V75H4ZM23 74V73H22ZM29 74V73H28ZM115 74H116V76H115ZM194 74V75H195ZM199 74V73H198ZM2 75V74H1ZM0 75V77H2V79H0V82H1V80H3V78H4V76H1ZM10 75H11V73H10ZM9 75V77H11ZM30 75V74H29ZM188 75V74H187ZM200 75V74H199ZM18 76H19V73H18ZM161 76V75H160ZM189 76V75H188ZM190 76H191V74H190ZM197 76V75H196ZM13 78H14V76H12ZM11 77V78H12ZM159 77V76H158ZM158 77H157V80H158ZM186 77V76H185ZM15 78H16V76H15ZM193 78V77H192ZM5 79H8L7 77L5 78ZM4 79V80H5ZM17 79H18V77H17ZM17 79H14V81H15V83H17V81H19V80H17ZM191 79V78H190ZM17 80V81H16ZM21 80H22V78H21ZM159 80H161V79H159ZM167 80V79H166ZM189 80V79H188ZM8 80H6V82H7ZM9 81H10V79H9ZM14 81H13V79H12V82L14 83ZM189 81H192V80H189ZM193 81H195V80H193ZM2 83H4V82H2ZM10 82H7V84L9 85V87H7L6 88V86H8V85H5V84H3V85H1L2 87L5 85V88L6 89H4V87H3V89L4 90H2V93H3V91H5L2 95H5L6 94V96H4V97H2L1 95H0V106H2V108H4L2 111H1V114H0V135L2 136V132H4V131H6V132H9V130L11 129V128H13L12 126L13 125H11L9 122H10V120L9 119H11V117L8 119V117L9 116H11L12 114H16L17 115V120H16V118H15V120L17 121V123H18V119L20 118L21 119V115H22V112H20V108L17 106V105H19V99H17V96H16V94L14 95L13 94V92L16 90V89H14L13 91H11L13 88H10V86H13V85H10L9 84ZM24 82L22 81L21 82V84H23ZM191 83V82H190ZM1 84V83H0ZM204 84V83H203ZM20 85V84H19ZM32 86V88H36V87H34V85L33 84H31ZM156 85V86H155ZM187 85H188V87H189V85L190 84H188V82H187ZM193 85V84H192ZM191 85V86H192ZM209 86H211V85H209ZM14 87V86H13ZM24 88L26 87V86H23ZM31 87H29V90H30V88ZM199 87H201V85L199 86ZM206 87V86H205ZM17 88V87H16ZM19 88L21 89V87L19 86ZM28 88V87H27ZM154 88V89H153ZM190 88V87H189ZM209 88V87H208ZM213 88V87H212ZM235 88V87H234ZM233 88V89H234ZM23 89V88H22ZM194 89H196V88H194ZM201 89H203V86L200 88V89H198V91H201ZM210 89H211V87H210ZM236 89V88H235ZM27 90V89H23V93L21 92L22 90H19V92H21L22 94H24L25 96H24V99L26 98V97H30V96H32L33 95V92L30 90ZM191 90H193V88L191 89ZM205 90V89H204ZM203 90V91H204ZM207 90V89H206ZM205 90V91H206ZM212 90V89H211ZM211 90H210V92H211ZM215 90V89H214ZM12 93H11V92ZM188 91V90H187ZM194 91H196V90H194ZM229 91H231V90H229ZM233 91V90H232ZM236 91V90H235ZM234 91V92H235ZM238 91V90H237ZM7 92V93H6ZM16 92H18V91H16ZM16 92H14V93H16ZM189 92V91H188ZM193 92V91H192ZM191 92V93H192ZM250 92V91H249ZM199 92H196V94H198ZM201 93H203V92H200L199 93V95L201 96ZM205 93V92H204ZM207 93L208 92H206V94L205 95H207ZM246 93H247V91H246ZM0 94H1V92H0ZM187 94V93H186ZM193 94V93H192ZM195 94V95H196ZM211 94V93H210ZM251 94V93H250ZM9 95H11L10 97V99H9ZM194 95V94H193ZM204 95V94H203ZM213 95V94H212ZM212 95H210V96H212ZM215 95H217V92H216V94ZM215 95H213V96H215ZM233 96H236V95H234V94H232ZM16 96V97H15ZM184 96V95H183ZM187 96H190L191 97V95L190 94H187ZM208 97H209V94L207 95ZM206 96V97H207ZM218 96H219V94H218ZM230 96H231V94H229V97H228V99L230 98ZM243 96V95H242ZM241 96V97H242ZM247 96H248V94H247ZM60 97H61V99H60ZM155 97V96H154ZM189 97V98H190ZM202 97V96H201ZM217 97V96H216ZM216 97H214V98H216ZM222 97V96H221ZM158 98V97H157ZM193 98V97H192ZM196 98H197V95H196ZM199 98V97H198ZM210 98V97H209ZM234 98V97H233ZM246 98V97H245ZM195 99V98H194ZM200 99V98H199ZM211 99H212V97H211ZM222 99H223V97H222ZM226 99V98H225ZM231 99H232V96H231ZM156 100V99H155ZM178 100V101H179ZM185 100H187V98L185 99ZM214 100V99H213ZM159 101V100H158ZM194 101V100H193ZM192 101V102H193ZM195 101H197V99L195 100ZM205 101H207V99L205 100ZM204 101V103H202V104H205L206 102ZM208 101L210 102L211 100L210 99H208ZM217 101H219V100H217ZM217 101L216 102H214V105L211 103V107H212V105L213 106H215V103H217ZM198 102V101H197ZM201 102H203V100L201 101ZM212 102V101H211ZM224 102H225V100H224ZM231 102H233V104H234V100L233 101H231ZM25 103V102H24ZM28 103H29V101H28ZM171 103V102H170ZM178 103V102H177ZM176 103V104H177ZM179 103H180V101H179ZM178 103V104H179ZM187 103V102H186ZM200 103V102H199ZM198 103V104H199ZM228 103V102H227ZM235 103H236V99H235ZM241 104H242V102H240ZM152 104V105H151ZM172 104V103H171ZM177 104V105H178ZM182 104H184V102L182 103ZM194 104V103H193ZM192 104V105H193ZM195 104H196V102H195ZM209 104V103H208ZM218 104V103H217ZM221 104H224V103H221ZM226 104V103H225ZM224 104V105H225ZM232 103H231V105H233ZM240 104V105H241ZM244 104V103H243ZM243 104H242V106H243ZM167 105V104H166ZM169 105V104H168ZM180 105V104H179ZM179 105H178V107H179ZM219 105V104H218ZM217 105V106H218ZM223 105V106H224ZM227 105V104H226ZM225 105V106H226ZM238 105V104H237ZM22 106V105H21ZM35 106H37V107H39L37 104H33V110L36 112V113H38V115H39V112H37L36 110H37V108H35ZM152 106H155V107H152ZM162 107H163V105H161ZM174 106H176V105H174ZM203 106V108H202V111L204 112V106L206 107V105H202ZM202 106H199V107H202ZM217 106H215L216 108H218V111L221 109V105H219V107H220V109H219V107H217ZM222 106V109L224 108ZM236 106V105H235ZM234 106V107H235ZM13 107H16L15 109H13ZM171 107H172V105H171ZM196 107V106H195ZM210 107V106H209ZM228 107V106H227ZM226 107V109H228ZM233 107V108H234ZM40 108V107H39ZM173 108V107H172ZM213 108V107H212ZM238 108H239V106H238ZM151 109V113L149 112V114H148V112H147V110H150ZM178 109V108H177ZM179 109H180V107H179ZM193 109H194V105H193ZM206 109H208V106H207V108H205V110ZM211 109V108H210ZM209 109V110H210ZM215 108H213V110H214ZM225 109V110H226ZM229 109H230V107H229ZM234 109H236V108H234ZM233 109V110H234ZM161 110H164V109H161ZM199 110V109H198ZM201 110V109H200ZM200 110H199V112H200ZM208 110V111H209ZM212 110V109H211ZM212 110V111H213ZM158 111V110H157ZM160 111V110H159ZM194 111V110H193ZM195 111H196V109H195ZM194 111V112H195ZM201 111V112H202ZM208 111H205V112H207V114L209 113ZM228 111V110H227ZM231 111V110H230ZM41 112H43V111H41ZM147 112V113H146ZM156 112V111H155ZM179 113L178 115H176L177 113ZM211 112V111H210ZM217 112V111H216ZM221 112V111H220ZM222 112H223V110H222ZM225 112V111H224ZM223 112V113H224ZM184 113V112H183ZM197 113V112H196ZM213 113V112H212ZM163 114V113H162ZM182 114V113H181ZM200 113H198V115H199ZM205 114V113H204ZM204 114H203V116H204ZM207 114H206V116H207ZM217 114H218V112H217ZM217 114H215V115H217ZM231 114V113H230ZM229 114V115H230ZM25 119H27V117H28V119H27V121L28 120H31L32 119V117H35V116H32V114L31 113H29V112H26L25 114ZM159 115V114H158ZM200 115H202V114H200ZM212 115V114H211ZM211 115H210V117H211ZM213 115H214V113H213ZM220 115H221V113H220ZM228 115V113H227V115L226 116H229ZM41 116H43V115H41ZM180 116V115H179ZM182 116V115H181ZM187 116V115H186ZM19 117V118H18ZM29 117H31L30 119H29ZM40 117V116H39ZM77 117V121H78V123H77V125H72L71 124V121L70 120H75V118ZM162 117V116H161ZM188 117H190V116H188ZM23 118V117H22ZM22 119V121H24L25 119ZM41 118V117H40ZM149 118V117H148ZM179 118V119H178ZM187 118V117H186ZM199 118H201L200 116H199ZM203 118V117H202ZM204 118H205V116H204ZM203 118V119H204ZM218 118H219V120H221L220 119V117H219V115H218ZM217 118V119H218ZM35 119H39L38 118V116H37V118L35 117ZM42 119V118H41ZM185 119V118H184ZM188 119V118H187ZM187 119H186V121H187ZM190 119V118H189ZM189 119H188V121H189ZM206 119V118H205ZM214 119L216 120V118L214 117ZM227 119V118H226ZM12 120V119H11ZM159 120V119H158ZM207 120H208V117H207ZM213 120V119H212ZM13 121V120H12ZM12 121H11V123H12ZM31 121H33V120H31ZM30 121V122H31ZM205 121V120H204ZM211 121V120H210ZM162 122V121H161ZM207 122V121H206ZM205 122V123H206ZM217 122H219L218 120H217ZM222 122H224L223 120H222ZM14 123V122H13ZM17 123H15V124H17ZM21 123V122H20ZM22 123H26V122H22ZM190 123V122H189ZM188 122H187V124H186V122H185V125H188L189 124ZM200 123H202V121L200 122ZM208 123V122H207ZM206 123V124H207ZM210 123V122H209ZM19 124V123H18ZM215 124H217V123H215ZM21 126H22V124H20ZM156 125V124H155ZM180 125V126H179ZM184 125V124H183ZM182 125V126H183ZM223 125V124H222ZM206 126V125H205ZM214 128H216L215 126L216 125H212ZM211 126V127H212ZM218 126V125H217ZM16 127H18L17 125H16ZM177 127H178V129H177ZM188 127V126H187ZM190 127V126H189ZM208 127H210V126H208ZM212 127V128H213ZM224 127V126H223ZM223 127H220V128H223ZM21 128V127H20ZM161 128V127H160ZM202 130H203V128L202 127H200ZM206 128H207V126H206ZM214 128H213V131H214ZM19 129V128H18ZM190 129H191V127H190ZM207 129H211V128H207ZM141 130V131H140ZM185 130V131H184ZM212 130V129H211ZM210 130V131H211ZM216 130V129H215ZM16 131V130H15ZM140 131V132H139ZM190 131V132H189ZM196 131H198V130H196ZM204 131H205V128H204ZM204 131H202V135H204L205 133H204ZM207 132H209L208 130H206ZM5 133V132H4ZM192 133H193V131H192ZM218 133H219V131H218ZM221 135H223V131H221ZM225 133V132H224ZM5 134H7V133H5ZM208 133H206V135H207ZM138 135V134H137ZM137 135H136V138H137ZM140 135V134H139ZM202 135H200V137H201V142H202V139H204L203 137L205 136H203L202 137ZM219 135V134H218ZM225 135V134H224ZM0 136V137H1ZM139 137V136H138ZM199 137V138H200ZM206 137V136H205ZM217 137H219V136H215V138H217ZM73 138H75V139H73ZM214 138V137H213ZM212 138V139H213ZM228 138V137H227ZM1 139H3L2 137H1ZM73 139V140H72ZM142 139H141V137H140V140L142 141ZM145 139V140H146ZM197 139H198V137H197ZM133 140V139H132ZM139 139H138V141H140ZM145 140H143V141H145ZM200 140L199 141H197V142H200ZM223 140V139H222ZM2 141V140H1ZM140 141V142H141ZM142 141V142H143ZM208 141V140H207ZM226 141V140H225ZM131 142V141H130ZM135 142V141H134ZM215 142V141H214ZM218 143H219V141H217ZM223 142V141H222ZM135 143H137V142H135ZM147 143V142H146ZM145 143V144H146ZM221 143V142H220ZM131 144H133V143H131ZM207 144H209V142L208 143H206V146H207ZM225 144V143H224ZM136 145H139V143L138 144H135V147H136ZM141 145V144H140ZM143 145V144H142ZM141 145V146H142ZM200 145H201V143H200ZM205 145V144H204ZM203 145V146H204ZM229 145V144H228ZM227 145V146H228ZM129 146V145H128ZM140 146V147H141ZM213 146V145H212ZM212 146L210 147V148H212ZM216 146H217V143H216ZM221 146H223V144L221 145ZM231 146V145H230ZM233 146V145H232ZM131 147V146H130ZM134 147V148H135ZM198 147H201V146H198ZM208 147V146H207ZM224 147V146H223ZM3 148L4 147H2V143H0V150H3ZM60 148H62V150L60 149ZM138 148H139V146H138ZM192 148V149H191ZM204 147H202V149H203ZM220 148V147H219ZM222 148V147H221ZM228 148H229V146H228ZM231 148H233V147H231ZM235 148V147H234ZM66 149V148H65ZM130 149V148H129ZM128 149V150H129ZM132 149V148H131ZM136 149V148H135ZM145 149H148V148H145ZM205 149H206V147H205ZM215 149H216V147H215ZM225 149H227L226 147H225ZM201 150V149H200ZM213 150V149H212ZM211 149L209 150V152L210 151H212ZM222 151H223V149H221ZM228 150V149H227ZM231 150V149H230ZM230 150H228L229 152H228V154L230 153ZM233 150V149H232ZM66 151V150H65ZM75 153H77L75 150H73ZM146 150H144V152H145ZM197 151V150H196ZM196 151H193V152H195V154H197L196 153ZM264 151V150H263ZM67 152V151H66ZM69 152H72V151H69ZM136 152V151H135ZM143 152V153H144ZM151 152V153H150ZM197 152H199V151H197ZM204 153L206 152V151H203ZM215 152H217L216 150H215ZM233 152V151H232ZM64 153V152H63ZM68 153V152H67ZM73 153V152H72ZM142 153V154H143ZM145 153H148V151L147 152H145ZM207 153V152H206ZM212 153V152H211ZM214 153V152H213ZM69 154V153H68ZM67 154V155H68ZM71 154V153H70ZM140 154V153H139ZM142 154H140L141 156H142ZM192 154V155H191ZM201 154V153H200ZM220 153H218V155H219ZM54 155V156H55ZM64 155V154H63ZM72 155H74V154H71V156H70V158L72 157ZM81 155V154H80ZM136 155V154H135ZM138 155V154H137ZM148 155V154H147ZM202 155V154H201ZM207 155V154H206ZM214 155V154H213ZM215 155H217V153H215ZM214 155V156H215ZM223 155V154H222ZM221 155V156H222ZM225 155H226V153H225ZM49 156L50 155H47L46 154V159H45V162H46V164L48 165V166H51L52 167V163L55 161L54 159L56 158H54V157H52V158H49ZM66 156V155H65ZM139 156V155H138ZM213 156V157H214ZM221 156H220V158H221ZM228 156V155H227ZM230 156V155H229ZM228 156V157H229ZM59 157V156H58ZM67 157V156H66ZM133 157V156H132ZM193 157H194V155H193ZM204 157H206L205 155H204ZM211 156H209V157H207V159L208 158H210ZM225 157V156H224ZM54 158V159H53ZM62 158V157H61ZM60 158V160H61V162H62V159ZM73 158V157H72ZM57 159H59V158H57ZM125 159V158H124ZM138 159H139V157H138ZM141 159V158H140ZM139 159V160H140ZM207 159H205V160H207ZM223 159V158H222ZM230 159V158H229ZM92 160V159H91ZM218 161H220L221 159H217ZM226 160V159H225ZM225 160L223 159V162H225ZM57 161V160H56ZM59 161V160H58ZM69 161V160H68ZM218 161H215V162H217V164H218ZM44 162V163H45ZM109 164L110 162H112L111 164L112 165H114V164H117L115 167L116 168H114V169H112V168H108V170L105 168V166H107V163ZM142 162H143V160H142ZM63 163V162H62ZM123 163V162H122ZM121 163V164H122ZM73 165H70V164H68L69 165V167L70 168H65V172H66V175L67 176H64L63 177V173H64V170L62 171V174H61V176L65 179V177H66V179H68V177H69V175H70V173L71 172H69V171H71L72 170V168L73 167H76V169H77V166L76 165H79L78 163L76 164V163H72ZM140 164H142V163H140ZM182 164H183V166H182ZM216 164V165H217ZM221 164H223L222 162H221ZM58 165V164H57ZM110 165V164H109ZM201 165V166H200ZM212 165V166H213ZM220 165V164H219ZM54 166H56L55 165V162H54ZM73 166V167H72ZM137 166H140L139 164H137ZM180 166H182L183 168L181 169V167ZM215 166V165H214ZM119 167V166H118ZM121 167H122V165H121ZM131 167V166H130ZM129 167V168H130ZM141 167V166H140ZM180 167V168H179ZM201 167H206L205 169L204 168H202L201 169ZM224 167V166H223ZM56 168V167H55ZM60 168V167H59ZM137 168H139V167H137ZM146 168H148V169H146ZM198 168H200L199 170H198ZM215 168V167H214ZM220 168V167H219ZM218 168V169H219ZM119 169H120V167H119ZM124 169V168H123ZM135 169V168H134ZM145 169V170H144ZM212 169V168H211ZM218 169H217V171H218ZM223 169V168H222ZM53 170V169H52ZM55 170V169H54ZM53 170V171H54ZM138 170V169H137ZM13 171H15V170H13ZM52 171V172H53ZM58 171V170H57ZM75 171V170H74ZM133 171V170H132ZM200 173H199V172ZM214 171V172H213ZM131 172V171H130ZM203 172V171H202ZM222 172V171H221ZM15 172H13V174H14ZM54 173V172H53ZM125 173H127V172H125ZM136 173V172H135ZM205 173V172H204ZM9 173H8V169H7V167L5 166V164H4V162L3 161H1V159H0V198H10L9 197V195L5 192V191H3V189H4V186H5V183L7 182V181H10L9 180V178L6 176V175H8ZM55 174H56V172H55ZM54 174V175H55ZM216 174V173H215ZM220 174H222V173H220ZM220 174H218V179H219V175ZM224 174V173H223ZM92 175V176H91ZM225 175V174H224ZM60 176V177H61ZM73 176H74V174H73ZM79 176V175H78ZM76 177V176H75ZM90 177V178H89ZM204 177H206V178H204ZM222 178V177H221ZM81 179V178H80ZM79 179V180H80ZM114 179V178H113ZM117 179V178H116ZM214 179V180H215ZM225 179V178H224ZM231 179V178H230ZM76 180H77V178H76ZM169 180V181H170ZM209 180V181H210ZM222 180V179H221ZM220 179H219V181H221ZM228 180V179H227ZM226 180V181H227ZM90 181L92 182V180L90 179ZM115 181V180H114ZM132 181V180H131ZM79 182V181H78ZM85 182V181H84ZM172 182V181H171ZM206 182H208L207 181V179H206ZM213 182H215V181H213ZM228 182V181H227ZM80 183H82V181L80 182ZM173 183V182H172ZM176 183V185H178ZM201 183V184H202ZM216 183V182H215ZM220 183H222V182H220ZM229 183H230V181H229ZM149 184V183H148ZM171 184V183H170ZM205 184V183H204ZM203 184V185H204ZM206 184H208V183H206ZM110 185V184H109ZM153 185V184H152ZM156 185V184H155ZM187 185V184H186ZM187 185V186H188ZM192 185H190V186H188L187 188H190ZM208 185H210V184H208ZM222 185V184H221ZM221 185H219V187L221 186ZM78 186V185H77ZM84 186V185H83ZM91 186H93V185H91ZM148 186V185H147ZM180 186V185H179ZM195 186V185H194ZM201 186V185H200ZM211 186H213V185H211ZM211 186H209L208 188L209 189H211L212 187ZM171 187V186H170ZM175 187V186H174ZM176 187H178V186H176ZM175 187V188H176ZM203 187V186H202ZM205 187H206V185H205ZM204 187V188H205ZM82 188V187H81ZM181 187H179V191L180 190H182L183 189V186H182V188L180 189ZM192 188H194L193 186H192ZM225 188V187H224ZM77 189H78V187H77ZM76 189V190H77ZM171 189H173V188H171ZM185 189V188H184ZM191 189V188H190ZM197 188H195V190H196ZM203 190V188H200V190ZM23 190V189H22ZM73 190V189H72ZM81 190V189H80ZM173 190H175V189H173ZM177 190V189H176ZM201 190V191H202ZM206 190V189H205ZM208 190V189H207ZM222 190V189H221ZM229 190H231V189H229ZM18 191V192H17ZM16 192H14L13 193V195H14V198H16V194L19 196V195H21V194H18L19 192H20V188L17 190ZM83 191H84V189H83ZM160 191V190H159ZM178 191V193H182V191H184V190H182V191H180L179 192ZM192 191H194V189L192 190ZM191 191V192H192ZM209 191V190H208ZM207 191V192H208ZM210 191H212V190H210ZM219 191V190H218ZM232 191V190H231ZM24 192V191H23ZM80 192V191H79ZM188 192H189V189H188ZM190 192V193H191ZM196 192V191H195ZM194 192V193H195ZM206 192V191H205ZM204 192V193H205ZM206 192V193H207ZM221 192L222 191H220V194H221ZM225 192V191H224ZM223 192V193H224ZM229 192V191H228ZM21 193V192H20ZM45 193H46V195L47 194H49L48 192H46L45 191ZM51 193H54V195H56L55 194V192H51ZM76 193H78V192H76ZM76 193H75V195L74 196H76ZM161 193V192H160ZM160 193H158V195L160 194ZM178 193H176V194H178ZM180 193V195L181 196H183L182 194L184 193H182L181 194ZM193 193V194H194ZM197 193V192H196ZM195 193V194H196ZM213 193V192H212ZM212 193H211V195H210V192L208 193L210 196H211V198H212V196L214 195V196H216L215 194H213L212 195ZM219 193V192H218ZM230 193V192H229ZM26 194V193H25ZM79 194V193H78ZM173 194H174V192L172 193V196H173ZM189 194V193H188ZM193 194L191 193L190 194V197H192L193 196ZM220 194H218V195H220ZM81 195V194H80ZM83 195V194H82ZM90 195L92 196V195H96L95 196V198L93 197V198H91L90 197ZM185 195V194H184ZM192 195V196H191ZM206 195V194H205ZM204 195V196H205ZM222 195V194H221ZM221 195H220V197H221ZM17 196V197H18ZM22 197H23V195H21ZM21 196H19V197H21ZM143 196H145V194L143 195ZM163 196V195H162ZM177 195H174V197H176ZM186 196V195H185ZM202 196H203V193H202ZM202 196H199L200 197V199L202 198ZM207 196V195H206ZM224 196V195H223ZM73 197V196H72ZM77 197V196H76ZM102 197V196H101ZM156 197V196H155ZM158 197V196H157ZM189 197V198H190ZM195 198L197 197V196H194ZM209 197V196H208ZM64 198H65V196H64ZM71 198V197H70ZM69 198V199H70ZM79 198V197H78ZM81 198V197H80ZM158 198H162V197H160V195H159V197ZM172 198V197H171ZM187 198V197H186ZM210 198V197H209ZM217 198H219L218 196L215 198V199H217ZM225 198V197H224ZM200 199H197L198 201L200 200ZM203 199V198H202ZM71 200V199H70ZM196 199L195 200H193L192 199V201H197ZM63 201V200H62ZM71 201H73V200H71ZM70 201V202H71ZM78 200H76V202H77ZM85 201V200H84ZM211 201V200H210ZM214 201V200H213ZM216 201V200H215ZM214 201V202H215ZM218 201H220V200H218L217 199V201H216V203L218 202ZM68 202V201H67ZM192 203V202H191ZM196 203V202H195ZM199 203H201V202H199ZM212 203V202H211ZM96 204V203H95ZM94 204V205H95ZM99 204V203H98ZM202 204H203V206L205 207L206 205H204V203L202 202ZM209 204V203H208ZM214 204V203H213ZM220 204V203H219ZM59 205V204H58ZM61 205V204H60ZM197 206L199 205V204H196ZM211 206H212V204H210ZM62 206V205H61ZM80 206V205H79ZM89 206H91V204L89 205ZM94 207V206H93ZM92 207V208H93ZM175 207V206H174ZM194 207V206H193ZM199 207V206H198ZM213 207H215V205L213 206ZM95 208V207H94ZM187 208H188V206H187ZM197 208V207H196ZM77 209V208H76ZM78 209H80L79 207H78ZM82 209V208H81ZM83 209H86V208H83ZM173 209V208H172ZM186 209V208H185ZM190 209V208H189ZM207 209V207H205V210ZM214 209V208H213ZM57 210H58V208H57ZM73 210V209H72ZM90 210V209H89ZM88 210V211H89ZM171 210V209H170ZM174 210H175V208H174ZM187 210V209H186ZM87 211V212H88ZM91 211V210H90ZM172 211V210H171ZM170 211V212H171ZM178 211H179V209L177 210V215H179L178 214ZM189 211V210H188ZM58 212V211H57ZM73 212V211H72ZM75 212H77V211H75ZM173 212V211H172ZM176 212V211H175ZM175 212H173V213H175ZM190 212V211H189ZM199 212V211H198ZM197 212V213H198ZM86 213V212H85ZM91 213V212H90ZM150 213V212H149ZM164 213H166V212H164ZM171 214V215H173V216H175L176 214ZM200 213V212H199ZM76 214V213H75ZM79 214V213H78ZM88 214V213H87ZM188 214V213H187ZM192 214L194 215V213L192 212ZM201 214V213H200ZM199 214V219H202V216L201 215H203V214H201L200 215ZM207 214V211H206V213L204 214V215H206ZM80 215H81V213H80ZM79 215V216H80ZM131 215V214H130ZM133 215V214H132ZM141 215V214H140ZM157 215V214H156ZM156 215H153V216H155L156 217ZM159 215V214H158ZM166 215V214H165ZM168 215V214H167ZM210 214H208V216H209ZM78 216V215H77ZM78 216V217H79ZM81 216H83V214L81 215ZM142 216V215H141ZM169 216V215H168ZM167 216V217H168ZM180 216V215H179ZM191 216V215H190ZM135 217V216H134ZM137 217V216H136ZM139 217V216H138ZM151 217V216H150ZM160 217V216H159ZM170 217V216H169ZM175 217H178V216H175ZM198 217H196V215L194 216V218H192L193 220H195L196 218H197V222H198ZM74 218V217H73ZM80 218V217H79ZM144 218V217H143ZM148 218V217H147ZM152 218H154V217H152ZM158 218V217H157ZM161 218V217H160ZM159 218V219H160ZM162 218H164V215H162ZM188 218H190V217H188ZM191 218H190V220H191ZM59 219V218H58ZM76 219V218H75ZM135 219V218H134ZM150 219V218H149ZM170 219H171V217H170ZM181 218H179L178 219V222H176V223H178L179 224V220H180ZM71 220V219H70ZM141 220L142 221H144L142 218H141ZM157 220V219H156ZM163 220H165V221H167L168 219H163ZM174 220V219H173ZM172 220V221H173ZM183 220V219H182ZM181 220V221H182ZM192 220V221H193ZM211 220V219H210ZM209 220V221H210ZM59 221H61V220H59ZM68 221V220H67ZM71 221H73V220H71ZM75 222H77L76 220H74ZM80 221V220H79ZM78 221V222H79ZM133 221V220H132ZM162 221V220H161ZM160 221V222H161ZM175 221H177V220H175ZM175 221H173V223L175 222ZM207 221V220H206ZM66 222V221H65ZM136 222H138V221H136ZM147 222V221H146ZM149 223H150V221H148ZM159 222V223H160ZM169 222V221H168ZM183 222V221H182ZM181 222V223H182ZM195 222H196V220H195ZM41 223H43V222H41ZM50 223V222H49ZM62 223H64L63 221L61 222V225H62ZM70 223V222H69ZM72 223V222H71ZM81 223V222H80ZM134 224H137V223H135V222H133ZM140 223V222H139ZM148 223V224H149ZM155 225H158L157 223L158 222H156L155 221ZM184 223V225L186 226L187 224L185 223V222H183ZM191 223V222H190ZM190 223H188V225L190 224ZM66 224V223H65ZM73 224V223H72ZM77 224V223H76ZM75 224V225H76ZM133 224V225H134ZM148 224H146V225H148ZM162 224H164V222L162 223ZM175 224V223H174ZM191 224H193V223H191ZM44 225H47V223H45V224H43V226ZM49 225H52V224H49ZM48 225V227L47 228H52L53 227V225L52 226H49ZM74 225V226H75ZM79 224H77V226H78ZM182 226V227H185V226ZM42 225H40V227H41ZM60 226V225H59ZM68 226V225H67ZM76 226V227H77ZM83 226V225H82ZM140 226V225H139ZM154 226V225H153ZM160 226H161V224H160ZM174 226H176V225H174ZM173 226V224H172V222H169V223H165L164 225H162V227L164 228V230L167 232V231H169L170 229L172 230V229H174L175 227ZM191 227H192V225H190ZM194 226V225H193ZM46 227H44V228H46ZM64 227V226H63ZM69 227V226H68ZM79 227V226H78ZM77 227V228H78ZM84 227H85V223H84ZM173 227V228H172ZM180 227V226H179ZM189 227V226H188ZM208 227V226H207ZM41 228H43V227H41ZM54 228V227H53ZM86 228V227H85ZM139 228V227H138ZM181 228V227H180ZM187 228V227H186ZM186 228H185V230H184V232H185V235L187 234V232H189V231H187L186 232ZM62 229V228H61ZM79 229V228H78ZM184 229V228H183ZM150 230V229H149ZM170 230V231H171ZM181 230V231H180ZM179 231H180V233L181 232H183L182 231V228L180 229ZM190 230V229H189ZM135 232V231H134ZM155 231H153V233H154ZM173 233V232H172ZM124 234V233H123ZM156 234V233H155ZM183 234V233H182ZM138 235V234H137ZM172 235V234H171ZM185 235H182L183 237L185 236ZM124 236V235H123ZM146 236V235H145ZM155 236V235H154ZM151 237V236H150ZM149 237V238H150ZM156 237H157V235H156ZM181 237V236H180ZM188 237V236H187ZM142 238H143V236H142ZM146 238V237H145ZM148 238V237H147ZM152 239V238H151ZM153 239H156L155 237L153 238ZM152 239V240H153ZM182 239V238H181ZM180 239V240H181ZM151 240V241H152ZM136 241V240H135ZM138 244V243H137ZM161 251V250H160Z\"/></svg>",
    "mask_w": 264,
    "mask_h": 264
}]
</instances>
